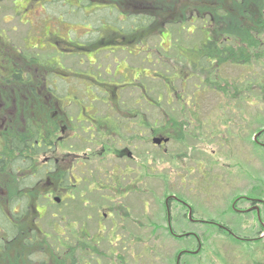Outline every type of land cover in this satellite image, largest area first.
Returning <instances> with one entry per match:
<instances>
[{
    "label": "rangeland",
    "instance_id": "374dc122",
    "mask_svg": "<svg viewBox=\"0 0 264 264\" xmlns=\"http://www.w3.org/2000/svg\"><path fill=\"white\" fill-rule=\"evenodd\" d=\"M243 1L241 5L238 0H146L152 4H148L149 8L154 6L158 10L152 30L139 32L136 40L118 51L116 59L123 57L126 62L115 67L109 56L110 70L115 69L119 77L125 65L136 71L138 81L132 82L138 96L141 84L148 80L151 105L141 97L138 109H146L145 116L154 128L171 121L170 133L179 138L157 147L152 144L150 132L145 131L144 145L149 150L152 172L149 176L139 174L136 180L121 179V184L128 186L125 192L91 188L84 195L85 202L76 194L72 214L65 213L63 206L57 211L50 204L40 211L38 218L35 206L32 208L29 224H36L42 235L48 234L55 241L59 231L56 233L53 224L64 225L67 220L73 225V232L80 234L77 232L80 219L90 215L86 222L88 236L78 242L77 248L74 237L75 264H174L183 247L196 248L195 234L202 248L195 255L183 254L180 264H251L254 259L264 262V230L256 212L241 214L231 204L234 197L246 194L259 193L264 199V131L257 142L252 140L264 127V30L257 31L260 9L250 0ZM129 4L130 1L127 5L123 3L122 7ZM223 21L227 24L224 27L220 26ZM215 26L223 30L218 36L232 32L238 38L235 44L228 43L236 56H259L251 58L245 66L229 62L220 66L221 79H226L222 83L227 87L224 92L199 89L205 75L179 57L182 53L188 56L187 61L196 64L191 48L198 47L204 33ZM246 30L252 49L240 42ZM240 48L244 51H239ZM77 58L68 56V62L74 64ZM98 59H103L102 54H98ZM83 63L78 68H86L87 62ZM33 69L31 66L30 70ZM84 81L88 82L85 78ZM128 90H123L124 102L130 103ZM3 148L4 142L0 141V150ZM95 181H90V187L96 186ZM12 191L14 188H9L10 194ZM102 194L113 200H104ZM168 194L176 199L169 203L171 228L176 233L187 232L186 235L174 236L166 230L164 198ZM106 204L115 207V225L109 219L104 226L98 224ZM238 205L247 208L249 202L240 201ZM187 206L192 210L193 220L186 217ZM221 224L258 242L235 244L219 227ZM58 229L64 231L62 227ZM39 234L29 231L27 243L35 241V237L39 239ZM254 245H260L259 250ZM42 252L44 259H48L44 249ZM17 262L20 263L19 259L14 264Z\"/></svg>",
    "mask_w": 264,
    "mask_h": 264
},
{
    "label": "flooded vegetation",
    "instance_id": "af4514ba",
    "mask_svg": "<svg viewBox=\"0 0 264 264\" xmlns=\"http://www.w3.org/2000/svg\"><path fill=\"white\" fill-rule=\"evenodd\" d=\"M128 1L138 8L136 0H0V141L5 146L0 150V264L18 259L16 264H74V237L77 248L88 236L90 215L80 219V234L67 220L53 224L59 231L55 241L29 224L32 208L38 218L50 204L72 214L76 194L85 202L91 188L125 192L121 179L151 175L143 134L153 137V127L139 122L148 118L137 106L134 70L125 65L120 71L126 82L110 70L112 60L115 67L126 62L116 54L143 31L133 13L121 8ZM73 55L79 57L74 64L68 62ZM84 61L86 68H78ZM125 88L130 103L124 102ZM9 188H14L11 194ZM240 201L249 202L247 208L239 207ZM110 204L98 217L100 226L107 219L116 223ZM231 204L241 214L255 211L258 221L259 210L261 218L264 203L258 196H238ZM225 227L232 237L235 232ZM29 231H38L39 239L27 243Z\"/></svg>",
    "mask_w": 264,
    "mask_h": 264
},
{
    "label": "trees",
    "instance_id": "16d2710c",
    "mask_svg": "<svg viewBox=\"0 0 264 264\" xmlns=\"http://www.w3.org/2000/svg\"><path fill=\"white\" fill-rule=\"evenodd\" d=\"M138 2V8L133 7V5L129 4L128 7L123 8L124 11H128L131 12L133 14H131L130 17H135L137 19V26L138 28L143 27V31H147L149 30V25L150 27H152V25L156 22V17H157V12L158 10L154 9L153 7L149 8L148 7V2H146V0H136ZM156 1V0H154ZM252 3H255V7L259 8L260 10V21H258V28L257 31H263L264 30V0H250ZM238 2H240V4L242 5L245 1L243 0H238ZM133 3V2H132ZM147 3V4H146ZM152 5V4H150ZM254 7V6H253ZM76 10L82 9V8H75ZM250 16V14H247ZM129 17V18H130ZM226 21H223V24H220V26H226ZM231 27V26H230ZM234 28V26H233ZM223 30H219L217 26H215V28L213 29H208V32L204 33V38L203 40L200 42V44L198 45V47L195 48H191V52H193L195 55V59H197V63H192L191 61H187L188 56H184L182 53H179V57L186 60L187 63H190L195 69H199L201 70V72H203V74L205 75V79L202 80V84L199 87V89L201 88L202 90L204 88H211L212 91L214 92H224L226 91V86L222 85V83L226 82V79H221V75H220V66L222 64H224L225 62H229L231 64H235V65H248L250 64V59L254 57V59L258 58V54L255 56H251V57H238L233 53V48L231 45H229L228 43L233 41V44H235V41H237V37H235L234 33H229L227 32H223V36H218L217 34ZM248 30L243 32V36H241L240 38V42L243 44H247L248 47L250 49H252L253 44L251 42V40L249 39V37L245 34L247 33ZM239 42V43H240ZM247 47V48H248ZM248 48V49H249ZM239 51H244L243 48H240ZM192 55V54H191ZM136 75V71L134 70V76ZM137 76L135 77V80L138 81V79H136ZM144 78L146 79V77L144 76ZM171 80V78H169V81ZM120 82H126L128 81V79H124L123 77H121V79H119ZM134 81V80H133ZM208 81V82H207ZM141 82V80H140ZM148 80H146L145 84H141V90H140V96L138 98H143L148 104H150L149 99H148V94L151 90V88L148 85ZM142 83V82H141ZM227 85H229L228 83H226ZM166 89V87H165ZM138 92V90H137ZM139 122H145V120L141 121L139 118ZM171 121H168L166 125L164 126L163 124H161L160 128H153V132L155 134H160V135H164L170 138H174V140L176 138H179L178 136L171 134L170 133V128H171ZM145 124H148V122H145ZM163 125V126H162ZM169 126V127H168ZM154 127V125H153ZM156 160V159H155ZM258 242L256 238H253L252 240H249L247 242ZM255 248H257L259 250L260 245H254ZM75 264V263H74ZM251 264H264V262L259 261L254 259L252 261Z\"/></svg>",
    "mask_w": 264,
    "mask_h": 264
},
{
    "label": "water",
    "instance_id": "95a60500",
    "mask_svg": "<svg viewBox=\"0 0 264 264\" xmlns=\"http://www.w3.org/2000/svg\"><path fill=\"white\" fill-rule=\"evenodd\" d=\"M256 137V136H255ZM154 143L156 144H160L161 141H167V138H161V137H154L153 140H152ZM169 198H173L172 195H170L169 197L166 198V201L169 199ZM189 216L191 217V210H189ZM179 256L178 255V260H179Z\"/></svg>",
    "mask_w": 264,
    "mask_h": 264
}]
</instances>
